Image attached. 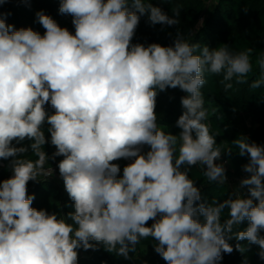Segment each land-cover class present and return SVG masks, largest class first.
Here are the masks:
<instances>
[{
    "label": "clouds",
    "instance_id": "1",
    "mask_svg": "<svg viewBox=\"0 0 264 264\" xmlns=\"http://www.w3.org/2000/svg\"><path fill=\"white\" fill-rule=\"evenodd\" d=\"M59 11L73 17L74 34L43 12L36 14L43 36L15 29L0 14V159L12 158V176L0 182V264H77V249L95 248L90 241L129 259L149 237L167 264H219L222 253L233 252L232 239L257 245L264 260V145L245 137L232 142L248 156L243 171L250 175L240 181L247 197L237 192L222 203H197L200 189L181 171L200 165L209 182H225V167L216 161L231 149L217 145L206 123L201 88L207 73L222 76L225 92L248 82L250 50L210 49L179 31L172 46L131 43L140 16L147 13L152 25H177L179 7L169 16L144 0H131V8L129 0H61ZM257 63L253 90L264 88V53ZM167 88L186 93L179 135L157 124V89ZM45 122L52 158L63 157L58 168L74 201L67 214L73 223L33 208L35 197L27 194L29 181L51 175L44 167ZM25 139L29 146H13ZM29 149L35 160L22 155ZM121 158L134 160L118 178L112 162ZM245 220V230H234ZM235 249L247 251L241 243Z\"/></svg>",
    "mask_w": 264,
    "mask_h": 264
},
{
    "label": "trees",
    "instance_id": "2",
    "mask_svg": "<svg viewBox=\"0 0 264 264\" xmlns=\"http://www.w3.org/2000/svg\"><path fill=\"white\" fill-rule=\"evenodd\" d=\"M159 7L169 16H173V8H180L177 25L150 24L148 14L140 16L139 24L135 30L132 44H143L148 46L158 43L161 46H172L176 39L177 32L201 46H208L210 49L217 48L223 44L229 45L234 52L249 51V56L253 65V70L248 76V82L235 84L233 89L224 91L220 83L222 76L206 74V84L201 88L205 100V107L208 112L206 123L210 125L211 131L216 134L217 145L231 149L225 150L221 157L229 161L230 170L225 171L229 179L238 178L245 174L243 166L248 163V156H240L239 148L232 142L240 137H245L249 142L264 145V88L251 89V81L260 77V69L257 63L258 58L264 53V0H144ZM61 0H7L0 4V14L5 16L6 24L13 25L15 29L31 28L44 35L45 29L39 23L38 12H43L50 16L60 27L67 28L71 33H75L72 23L73 17L70 14H62L59 11ZM131 8V0H129ZM246 9V11H245ZM139 15V13H137ZM202 21V24H201ZM156 108L157 124L165 132L179 135L181 129L176 126V121L183 113L181 97L186 93L179 88H167L164 91L157 89ZM45 111L51 115L55 109L50 102L46 104ZM49 125L45 122L43 128L46 140L48 141L43 150L49 157L45 168L56 166L59 173L58 164L63 159L62 156L52 158L56 151L55 146L50 143V133L47 131ZM13 146L27 147L31 141L25 139L20 144L13 141ZM179 139L177 140V149ZM150 150L149 146L144 145L141 149L142 154ZM177 151V155H178ZM32 160L37 157L31 150L22 154ZM12 158L0 159V182L12 176L9 164ZM120 167L118 178L123 176V168L132 163L130 159L121 158L113 161ZM181 171H187L188 176L200 189L201 201L212 204L215 200L222 203L224 200L234 198L235 194L230 189V182L225 180L223 184L215 181L209 182L203 176L200 165H182ZM60 174V173H59ZM27 194L34 196L32 207L37 210H45L49 214L55 213L58 218H64L67 223H73L68 218V213L74 212V201L69 197L63 178L53 176L51 178L39 177L36 181H29L27 184ZM246 194L247 188H246ZM228 209L222 213V220L227 218ZM159 218V217H158ZM201 221L203 217H200ZM152 220L146 226H151ZM248 221L242 222L237 231L245 230ZM264 236V231L260 232ZM95 245L94 249L84 250L80 248L78 252L77 264H137L135 255L141 247L147 248L145 255L146 262L150 264H167V262L154 250L157 243L154 238L149 237L141 240L136 246V252L129 253V259L117 255L115 252H108L102 243L90 241ZM233 245L231 254L222 253V260L219 264H264L259 256V247L249 245L247 241H229ZM241 243L247 251L240 253L235 249V245Z\"/></svg>",
    "mask_w": 264,
    "mask_h": 264
},
{
    "label": "built area",
    "instance_id": "3",
    "mask_svg": "<svg viewBox=\"0 0 264 264\" xmlns=\"http://www.w3.org/2000/svg\"><path fill=\"white\" fill-rule=\"evenodd\" d=\"M130 160H131V162H133L134 158H130ZM216 163H218V164H223L224 167H225V171H228V170H230V168H231V167H230V164H229V161H228L227 159H225V158H222V157H221L220 160L216 161ZM50 169H51V175H49V176H47V177H41V178H51V177H53V176H57V177L61 178V175H60V174L57 172V170H56V166H54V167L50 166V167L45 168V170H50ZM225 175H226V174H225ZM246 177H247V176H245V174H244V175H242V176L236 178V180H237V188H238V189L246 191V188H240V181H241L242 179L246 178ZM226 180L230 182V179H229V177H227V176H226ZM145 264H150V263L147 262V263H145Z\"/></svg>",
    "mask_w": 264,
    "mask_h": 264
},
{
    "label": "crops",
    "instance_id": "4",
    "mask_svg": "<svg viewBox=\"0 0 264 264\" xmlns=\"http://www.w3.org/2000/svg\"><path fill=\"white\" fill-rule=\"evenodd\" d=\"M227 177H228V175H227ZM230 187H231V189H232V191H233L234 194H236L237 192H239L242 197H247L246 191L240 190V189L237 188V180H236V178L235 179L234 178H231V180H230ZM77 251H80V250L77 249ZM139 255L140 254H139V251H138L137 254L135 255V257H137ZM140 257H141V255H140ZM141 259L144 260V262L140 261L141 264L147 263L146 260H145V256H143V258H141ZM137 264H138V262H137Z\"/></svg>",
    "mask_w": 264,
    "mask_h": 264
},
{
    "label": "rangeland",
    "instance_id": "5",
    "mask_svg": "<svg viewBox=\"0 0 264 264\" xmlns=\"http://www.w3.org/2000/svg\"><path fill=\"white\" fill-rule=\"evenodd\" d=\"M230 189H231V188H230ZM140 250H141V251H140ZM146 253H147V248H146V247L143 246V247H141V248L139 249V254L141 255V257H140V255L136 257V258H137V262H138V264H141L140 261L144 262V260L141 259V258H143V256L146 255Z\"/></svg>",
    "mask_w": 264,
    "mask_h": 264
}]
</instances>
